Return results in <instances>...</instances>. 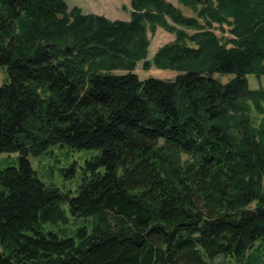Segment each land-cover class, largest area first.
I'll return each instance as SVG.
<instances>
[{"label": "trees", "instance_id": "trees-1", "mask_svg": "<svg viewBox=\"0 0 264 264\" xmlns=\"http://www.w3.org/2000/svg\"><path fill=\"white\" fill-rule=\"evenodd\" d=\"M176 1L196 17L167 0H130L127 22L0 0V154L19 155L0 169V264H264V90L247 82L264 76V0ZM147 27L175 37L151 63ZM139 62L176 75L139 80ZM53 146L98 151L75 195L31 168ZM66 211L91 224L45 229Z\"/></svg>", "mask_w": 264, "mask_h": 264}, {"label": "rangeland", "instance_id": "rangeland-1", "mask_svg": "<svg viewBox=\"0 0 264 264\" xmlns=\"http://www.w3.org/2000/svg\"><path fill=\"white\" fill-rule=\"evenodd\" d=\"M67 5L68 9L77 7L81 10L84 15H97L102 16L110 21H123L127 22L131 17V7L130 0H63ZM178 8L181 13L190 18H195L196 14L188 7H184L177 3L176 0H167ZM201 24L204 25L202 20H199ZM217 37L224 39H233L230 33L231 27L227 23L217 24L212 23L210 28ZM188 35L194 33L192 30L183 29ZM147 38L149 41L145 60L152 62V59L157 52V50L163 45L172 43L175 39L174 35L165 32L161 28H156L153 33L150 29H146ZM230 47V46H228ZM116 75L125 74L124 71L117 70L113 71ZM134 74L137 75L139 80H146L149 78L161 79V80H172L176 73L171 71L157 70L150 67L149 70H142V62L137 63ZM215 79L219 80L221 83H227L233 78V75H218L213 76ZM8 75L5 69L0 68V86L7 83ZM248 87L251 90L257 88H263L264 90V76L259 78L249 75L247 76ZM98 151L96 150H73L67 146H53L49 148L45 153L38 156L29 155L28 161L31 165L33 171L37 174L38 178L47 186L51 185L63 192H70L75 195L76 190L81 183L83 176L89 172L85 170L87 168V162L92 160ZM18 157L17 153L12 154H0V169H5L9 167H18ZM66 215L69 218L66 225L58 224L56 226L46 224L45 229H51L53 232L57 233L64 231L67 236H71L72 232L77 227H89L91 220L84 219H74L72 218L68 211ZM229 260L223 257H219L213 261L212 264H228ZM232 262V261H231Z\"/></svg>", "mask_w": 264, "mask_h": 264}]
</instances>
